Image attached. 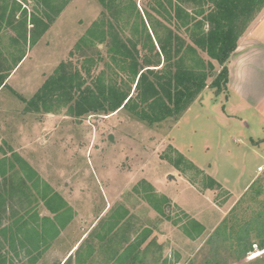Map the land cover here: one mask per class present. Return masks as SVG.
I'll use <instances>...</instances> for the list:
<instances>
[{"label": "rangeland", "instance_id": "rangeland-1", "mask_svg": "<svg viewBox=\"0 0 264 264\" xmlns=\"http://www.w3.org/2000/svg\"><path fill=\"white\" fill-rule=\"evenodd\" d=\"M156 1L117 0L121 8L115 18L99 0H50L49 5L46 0H0L12 23L0 33V74L9 79L13 73L12 88L0 95V161L18 160V155L33 170L21 174L20 164L13 170L4 164L7 172L0 173V230L9 228L5 237L14 238L10 243L2 237V251L10 261L264 264V147L255 156L232 140L261 134L264 122L242 106L237 113L250 128L225 121L229 92L217 96L206 89L179 120L152 126L125 110L73 119L62 106L53 113H32L22 101L31 99L63 62L91 67L93 76L107 69V43L77 49L103 12L125 40H146L140 20H146V11L189 39L188 30L152 10ZM160 1L167 7V0ZM135 22L142 32L137 36ZM240 41L235 60L262 53L254 41ZM140 43V53L150 55ZM172 148L204 174L193 168L180 172ZM213 166L215 173L207 170ZM180 167L187 164L182 161ZM209 174L224 186L206 189ZM44 191L49 198L57 193L64 199V210H48L39 195ZM21 225L20 231L28 233L24 246L22 233L16 234Z\"/></svg>", "mask_w": 264, "mask_h": 264}, {"label": "trees", "instance_id": "trees-1", "mask_svg": "<svg viewBox=\"0 0 264 264\" xmlns=\"http://www.w3.org/2000/svg\"><path fill=\"white\" fill-rule=\"evenodd\" d=\"M49 1L46 0L48 5ZM99 1L111 15L117 17L116 11L121 8L117 0ZM167 1L168 5L165 7L157 0L152 10L160 15L164 13L169 20L175 21L177 29L188 30L189 39L181 37L171 27L160 24L152 12L146 11L144 17L146 20L142 17L140 19L146 40L143 43L125 40L103 12L102 19L93 24L87 35L78 43L77 49L88 44L95 45L96 42L107 43L109 57L107 69L93 76L91 67L78 69L74 68L71 62H63L31 99L22 98L26 110L47 114L53 113V108L58 105L67 108L69 116L73 119L97 114L108 116L125 110L152 126L168 119L179 120L206 89L215 90L217 96L228 92L230 80L228 64L251 22L264 9V0ZM7 8V4L0 8V33L4 24L6 25L4 27L12 25L6 16ZM128 10L131 9L127 8ZM60 13L59 10L56 16ZM50 22L53 23L54 19L51 18ZM49 24H45L42 31H46ZM149 26L152 33L148 29ZM132 30L135 36L142 33L137 22L133 24ZM24 36L26 40L27 32ZM139 43L150 55L143 56L140 53ZM201 53L205 54L209 61H205ZM7 79L8 77L0 74V89L7 86ZM210 79H213L211 83ZM172 149L178 157V162H174V166L180 172L186 173L188 169L193 168L204 174L192 161L175 148ZM15 156L18 160L0 161V170L3 169L1 174L7 172L3 168L4 164L9 170H13L16 163L22 168L21 174L23 170L28 174L33 172L25 159ZM182 161L187 164V168L180 167ZM205 178L209 180L206 189L221 188L214 178L209 176ZM19 182L20 188L26 183L24 178ZM46 189L50 190L48 186ZM51 194L53 196L49 198L45 191L39 192L48 210L56 214L64 210L66 202L57 193ZM194 224L201 228L199 223ZM22 227L24 225L17 229L16 234L22 233L20 244L24 246L28 233L26 230L21 232ZM0 232V264H18L10 261L2 251V237L6 241L8 239L10 243L14 241V238L5 237L9 233V228H2ZM237 242L243 244L244 240L238 239ZM260 248L264 250V243L260 244ZM243 252L249 251L245 249ZM28 264H35V261Z\"/></svg>", "mask_w": 264, "mask_h": 264}, {"label": "crops", "instance_id": "crops-1", "mask_svg": "<svg viewBox=\"0 0 264 264\" xmlns=\"http://www.w3.org/2000/svg\"><path fill=\"white\" fill-rule=\"evenodd\" d=\"M240 40L254 41L253 44L260 45L258 50L262 53L257 55H260L259 61L258 59H255L257 56L250 60H235L234 57L236 56L235 53L237 51L234 53L235 56L233 54L231 57L230 61L232 62V65L230 64L231 66L229 68L230 80L228 85L229 101L225 108L226 111L224 112V120L227 122L233 121L237 124L240 123L241 125L250 128V126L246 124V118L241 117L237 112L238 110H241L238 109V107L242 106L244 109L246 108L253 111L257 115L258 119L261 122H264V9L256 15L246 34H244ZM10 78L6 80L7 86L0 89V95L7 87L12 88L9 83ZM232 140H234V143L238 144V146H244L250 151V153H252V155L259 156L262 147H264V130L261 134H257L256 136H252L251 134L248 135V138L243 139L244 142L240 138L235 139V137ZM229 144H232V142L229 141ZM227 145L228 143H226L225 148ZM214 167L215 166H213L212 169L208 168L207 170L215 173ZM201 170L205 171L203 169ZM2 171L3 169L0 170V173ZM210 176L220 185L224 186L223 183H220L216 177L212 175ZM252 177L250 179H252Z\"/></svg>", "mask_w": 264, "mask_h": 264}, {"label": "built area", "instance_id": "built-area-1", "mask_svg": "<svg viewBox=\"0 0 264 264\" xmlns=\"http://www.w3.org/2000/svg\"><path fill=\"white\" fill-rule=\"evenodd\" d=\"M263 170V168L262 167H259V171H262Z\"/></svg>", "mask_w": 264, "mask_h": 264}]
</instances>
